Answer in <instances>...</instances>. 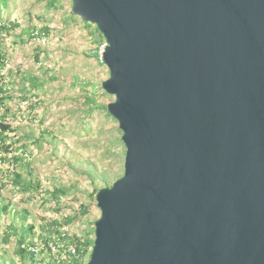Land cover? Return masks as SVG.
Masks as SVG:
<instances>
[{"label":"water","instance_id":"95a60500","mask_svg":"<svg viewBox=\"0 0 264 264\" xmlns=\"http://www.w3.org/2000/svg\"><path fill=\"white\" fill-rule=\"evenodd\" d=\"M106 39L124 174L85 264H264V0H73Z\"/></svg>","mask_w":264,"mask_h":264},{"label":"rangeland","instance_id":"374dc122","mask_svg":"<svg viewBox=\"0 0 264 264\" xmlns=\"http://www.w3.org/2000/svg\"><path fill=\"white\" fill-rule=\"evenodd\" d=\"M0 23L10 25L0 38V85L7 83L0 121L10 126L0 147V264L35 263L19 253L14 228L24 225L22 211L35 225L27 244L57 221L60 233L92 251L101 216L96 191L123 176L126 155L107 108L116 97L102 87L110 76L102 60L106 39L73 12V0L52 8L47 0H8L0 4Z\"/></svg>","mask_w":264,"mask_h":264},{"label":"built area","instance_id":"2783aa9c","mask_svg":"<svg viewBox=\"0 0 264 264\" xmlns=\"http://www.w3.org/2000/svg\"><path fill=\"white\" fill-rule=\"evenodd\" d=\"M62 234V233H61ZM62 236H66L65 233ZM55 236L53 238L42 237L39 241L27 244L30 254L34 255V264H65L73 259L80 263H86L89 258L88 246H81L70 238Z\"/></svg>","mask_w":264,"mask_h":264},{"label":"trees","instance_id":"16d2710c","mask_svg":"<svg viewBox=\"0 0 264 264\" xmlns=\"http://www.w3.org/2000/svg\"><path fill=\"white\" fill-rule=\"evenodd\" d=\"M8 0H0V4L3 3H7ZM56 3V0H47V6L48 8H52V6ZM98 28V27H97ZM10 31V25L8 23H0V38L2 36L3 32H9ZM43 31V30H42ZM41 32V31H40ZM1 55V54H0ZM1 58V56H0ZM7 85V83L4 81L1 85H0V92L4 91V87ZM4 101L3 97H1V93H0V103H2ZM10 129V126L6 123H4L2 120L0 121V147L2 144H5L4 139H5V133ZM2 143V144H1ZM3 148V147H2ZM5 151L9 152L10 151V145H6L5 146ZM14 162L15 163H19V161L21 160L19 157H14ZM20 175L18 173H16V178L19 177ZM3 203V202H2ZM8 207L7 204L4 203V205H2L1 210H6ZM18 216L22 219L23 221V226L20 227H15L14 230L17 232H20L19 235V253L21 258L25 259L27 256H29L30 260H32V262H34L35 257L34 255L30 254L27 248V242H26V238H28L32 233H34V229H35V225H32L31 223L26 224L24 221H26L27 219V212L22 211L21 213L18 214ZM59 228H60V224L57 221H53L51 227L49 228H44L41 227L42 231H46L48 232V235L45 236H41L44 238L50 237L53 238L57 235L62 236V234L59 232ZM63 238H69L67 235L66 236H62ZM74 240H76L79 245L81 246H88V242H82L80 240V238H75L73 237ZM91 251L89 252V257H90ZM89 259V258H88ZM65 264H83L78 262L77 260L73 259L71 261H66ZM85 264V263H84Z\"/></svg>","mask_w":264,"mask_h":264}]
</instances>
